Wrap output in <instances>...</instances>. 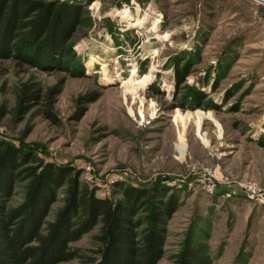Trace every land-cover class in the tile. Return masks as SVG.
Listing matches in <instances>:
<instances>
[{
	"label": "rangeland",
	"instance_id": "374dc122",
	"mask_svg": "<svg viewBox=\"0 0 264 264\" xmlns=\"http://www.w3.org/2000/svg\"><path fill=\"white\" fill-rule=\"evenodd\" d=\"M43 1L81 6L71 41L84 75L0 59V142L72 169L100 198L121 199L128 185L170 188L179 206L159 264H174L192 234L211 264H264V13L246 0ZM126 8L140 28L121 18ZM135 68L152 81L132 99L122 80ZM27 83L41 100L22 115ZM197 110L202 122L191 115L184 127L181 117ZM27 182L14 185L8 208L23 203ZM241 183L261 196L248 197ZM99 233L97 225L71 243L77 258L60 264L97 260Z\"/></svg>",
	"mask_w": 264,
	"mask_h": 264
},
{
	"label": "trees",
	"instance_id": "16d2710c",
	"mask_svg": "<svg viewBox=\"0 0 264 264\" xmlns=\"http://www.w3.org/2000/svg\"><path fill=\"white\" fill-rule=\"evenodd\" d=\"M82 15L81 6L68 1L0 0V59L43 71L84 75L71 41ZM40 100L36 86L24 84L20 114H28ZM34 161L38 164L29 166ZM72 173L68 167L44 165L33 154L0 142V264L71 261L77 253L70 244L97 225L99 258L91 264H159L165 226L179 206L177 196L167 197L170 188L123 186V197L113 200L98 197L81 185L78 173ZM25 181L23 203L8 208L14 185ZM64 186V206L54 221L47 222L57 191ZM174 264H211L207 246L190 235Z\"/></svg>",
	"mask_w": 264,
	"mask_h": 264
},
{
	"label": "bare ground",
	"instance_id": "6f19581e",
	"mask_svg": "<svg viewBox=\"0 0 264 264\" xmlns=\"http://www.w3.org/2000/svg\"><path fill=\"white\" fill-rule=\"evenodd\" d=\"M119 15H121V18L123 19H126L127 22L129 23V25H131L132 27H141L140 25L142 24V20L140 19H133L132 16H131V13H130V10L129 9H124L123 11L119 12ZM144 20V19H143ZM144 24V23H143ZM157 24L158 23H155L154 27H153V30L156 31L157 30ZM153 32V31H151ZM167 37V35H166ZM95 62L94 58H91V60L89 61L88 63V66H92L93 63ZM103 69L105 70L106 72V66L103 67ZM132 75L130 78L128 79H124L122 81H124L122 83V86L125 87V93L126 94H129L132 96V99H136V96L138 95V92L142 89L145 88L146 85H148L151 81H152V78L151 76H145L143 78H136V68L133 70V72H131ZM106 78L105 80L107 82H112V80L107 77V75L105 74ZM140 93V92H139ZM191 115H195L198 117V124H200L202 122V112L200 110H197L195 113L193 114H188L186 117H181V122L183 123L184 127H186L188 121L191 119ZM184 137V136H183ZM182 135H181V140L183 139Z\"/></svg>",
	"mask_w": 264,
	"mask_h": 264
},
{
	"label": "built area",
	"instance_id": "2783aa9c",
	"mask_svg": "<svg viewBox=\"0 0 264 264\" xmlns=\"http://www.w3.org/2000/svg\"><path fill=\"white\" fill-rule=\"evenodd\" d=\"M256 8L260 9L264 13V0H246ZM241 191L248 197L256 198L261 196L262 190L256 184L253 183H241L239 184Z\"/></svg>",
	"mask_w": 264,
	"mask_h": 264
}]
</instances>
